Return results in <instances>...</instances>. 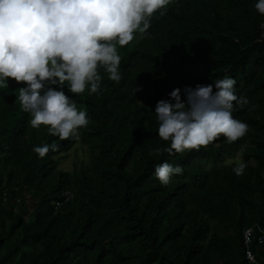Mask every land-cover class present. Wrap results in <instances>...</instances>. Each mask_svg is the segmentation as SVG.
<instances>
[{"label": "trees", "instance_id": "trees-1", "mask_svg": "<svg viewBox=\"0 0 264 264\" xmlns=\"http://www.w3.org/2000/svg\"><path fill=\"white\" fill-rule=\"evenodd\" d=\"M256 2L173 0L157 11L149 39L136 33L118 46L119 83L101 69L99 94L64 88L87 112L79 140L33 128L17 99L23 85L0 86V264H248V228V248L264 264V15ZM225 76L248 100L232 113L247 134L149 155L168 146L157 135L156 102ZM53 142L58 150L43 158L32 150ZM76 145L86 161L59 169ZM235 155L247 165L242 176L232 171ZM164 161L183 169L167 186L154 175Z\"/></svg>", "mask_w": 264, "mask_h": 264}, {"label": "clouds", "instance_id": "clouds-1", "mask_svg": "<svg viewBox=\"0 0 264 264\" xmlns=\"http://www.w3.org/2000/svg\"><path fill=\"white\" fill-rule=\"evenodd\" d=\"M173 0H0V86L9 79L19 85L23 112L31 116V126H47L50 136L60 140L80 138V129L89 123L87 112L65 94H99L100 70L107 79L119 83L121 57L118 46L132 42L135 34L149 39L153 15ZM254 9L264 15V0ZM163 15V11H160ZM235 79L225 76L209 84L173 89L168 100H158L154 113L157 135L167 142L149 155L173 156L206 148L221 136L228 143L243 138L248 124L235 119L234 107L243 109L248 100L234 92ZM142 90L135 87L134 92ZM183 91L184 99L181 98ZM38 157L56 152L58 145L34 146ZM247 165L240 160L232 171L242 176ZM180 165L167 161L154 168L161 185L182 174Z\"/></svg>", "mask_w": 264, "mask_h": 264}, {"label": "rangeland", "instance_id": "rangeland-1", "mask_svg": "<svg viewBox=\"0 0 264 264\" xmlns=\"http://www.w3.org/2000/svg\"><path fill=\"white\" fill-rule=\"evenodd\" d=\"M240 157L235 155L230 161L238 162ZM86 161V150L81 145H76L70 152L67 153V157L63 159L59 164V169L70 171L78 163Z\"/></svg>", "mask_w": 264, "mask_h": 264}, {"label": "built area", "instance_id": "built-area-1", "mask_svg": "<svg viewBox=\"0 0 264 264\" xmlns=\"http://www.w3.org/2000/svg\"><path fill=\"white\" fill-rule=\"evenodd\" d=\"M252 230H253L252 228L245 229L242 234V239H243L242 244L244 246V256L248 264H258L255 262L253 255L251 254L248 248V245L251 242L252 237H253ZM257 242L259 244L264 243V234L259 235V237L257 238Z\"/></svg>", "mask_w": 264, "mask_h": 264}]
</instances>
